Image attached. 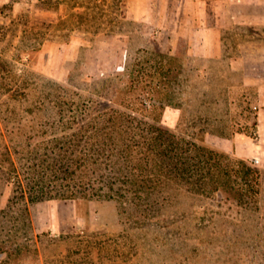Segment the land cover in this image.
Returning <instances> with one entry per match:
<instances>
[{"label":"rangeland","instance_id":"374dc122","mask_svg":"<svg viewBox=\"0 0 264 264\" xmlns=\"http://www.w3.org/2000/svg\"><path fill=\"white\" fill-rule=\"evenodd\" d=\"M248 1L236 11L259 23L203 16L198 0H0V264H264V91L228 66L264 43V0ZM156 97L182 108L176 126ZM159 120L258 167L256 200L184 183L113 196L107 164L144 175L128 161Z\"/></svg>","mask_w":264,"mask_h":264},{"label":"trees","instance_id":"16d2710c","mask_svg":"<svg viewBox=\"0 0 264 264\" xmlns=\"http://www.w3.org/2000/svg\"><path fill=\"white\" fill-rule=\"evenodd\" d=\"M162 82L164 84L165 80ZM156 92L159 95L160 90ZM154 100L160 99L156 97ZM154 104L157 105L156 102ZM158 104L164 110L170 103H163L160 100ZM160 121L152 128L156 134L155 141L148 139L141 141L138 145L140 149H136L141 156L137 155L134 161L132 159L128 161V166L142 167L146 170V173L143 172L144 175L134 174L124 179L119 175L127 167L125 164H117L118 161H114L115 166L107 164L109 168L116 169L119 174L114 179L108 180L111 183L109 192H112L113 196L133 193L135 196L142 197L143 194H151L159 186L164 188L170 183L177 185L184 183L190 191L215 192L223 199H234L239 205L251 204L256 200L262 182V171L258 167L250 165L244 159H237L234 165L230 161L231 157L226 153L199 141L185 139L174 130L162 125ZM124 143H126L125 147L132 149V145L126 138ZM102 144L107 143L104 141ZM98 148L95 149L96 152L110 157L109 153L106 154L105 146ZM132 151L134 155L135 149ZM82 159L84 163L89 162L87 157ZM93 162L96 165L97 160ZM155 170L158 172L156 173ZM100 178L103 180L104 177ZM118 183L121 186L117 187Z\"/></svg>","mask_w":264,"mask_h":264},{"label":"crops","instance_id":"0c3cea01","mask_svg":"<svg viewBox=\"0 0 264 264\" xmlns=\"http://www.w3.org/2000/svg\"><path fill=\"white\" fill-rule=\"evenodd\" d=\"M203 5V16H215L216 18H225L226 24L247 22V23H259L255 17L256 14L252 12L238 13L236 9L238 4H250L248 0H198ZM244 18L240 21L234 20L235 18ZM206 54L211 56V49L222 48L220 39L215 35V27H207L205 30ZM214 36V39L212 37ZM218 39V40H217ZM243 50V57L238 59L237 57L232 59L228 66L232 68L241 67L243 71L244 84L249 87H255L259 91H264V43L261 42H246L241 45ZM262 93V92H261ZM182 114V108L176 105H167L164 109L163 116L169 119L170 126H176L178 124L180 115ZM206 140L211 146H217L219 148H226L233 152L240 151V144L242 139L235 135L232 138L223 137L211 132L207 133Z\"/></svg>","mask_w":264,"mask_h":264}]
</instances>
